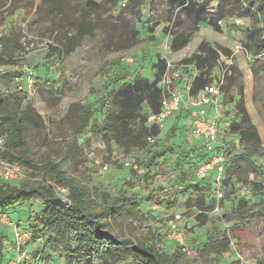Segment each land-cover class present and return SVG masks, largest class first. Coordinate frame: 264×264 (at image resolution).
I'll return each mask as SVG.
<instances>
[{"label": "rangeland", "instance_id": "obj_1", "mask_svg": "<svg viewBox=\"0 0 264 264\" xmlns=\"http://www.w3.org/2000/svg\"><path fill=\"white\" fill-rule=\"evenodd\" d=\"M14 2L19 3L18 0ZM86 2L71 0V16L74 19H97L101 27L83 35L79 45L68 54L62 52L60 43L61 32L69 27L68 21L61 22L66 27L60 33L55 31L59 26L58 15L46 7L52 2L33 0L29 9L19 8L13 15L4 10L12 0H7L0 8V51L13 53L12 59L17 65L8 68L2 77L0 75V97H24L23 103L31 101L45 122V127L40 130L33 125L27 127L23 134L24 150L14 151V154L43 169L57 165L76 182L93 190L97 204H101L96 195L100 190L112 195L119 192L137 196L136 211L125 214L120 222L105 218L108 224L102 231H107L112 242L124 238L149 240L155 234L148 231L159 227L161 240L154 238L152 243L165 251H172L176 246L181 264H219L218 258L222 259L221 264H264V55L262 68H258V64L255 75L253 61L244 46L247 40L245 30L251 23L249 17L240 14L229 0H209L205 17L213 16L218 28L206 20L193 23L190 15L181 9H170L160 0H119L117 3L94 0L93 3L100 4L98 12L86 6ZM220 19L222 22L218 23ZM135 30L137 38L132 37ZM67 33L71 35L73 32ZM180 33H189V40L182 48L172 50L171 40ZM3 41L7 47L3 46ZM164 42L169 48L164 49ZM200 44L213 49L218 56L212 83L221 81L220 87L222 83L224 85V99L220 97L218 140L225 143L228 157L220 187L223 196L217 197L213 186H209L210 195H205L207 199L211 198L213 207L207 211L193 205L194 199L206 188L197 190L192 184L202 180L200 185L207 187L211 182L208 177L203 179L197 175V158L186 156L191 154L190 149L196 143L202 144L200 138L192 135L187 114H179V118L168 117L159 133L153 135L154 141L148 142L147 149L156 148L157 144L173 148L172 152L159 157L152 169L139 166L147 159L145 152H125L115 142L103 140L89 129L81 133L74 129V122L81 113L77 106H93L97 109L94 118L99 122L104 113L97 104L104 94L106 82L115 74H126L125 79L139 75L153 80L155 69L152 64L157 57L170 64L168 75L178 74L173 87L183 92L186 82L195 73L193 65L183 60L196 52ZM225 76L233 77L227 81ZM239 86L250 121L261 139L258 152L252 158L256 169L242 155L237 135L229 127L238 97L234 102L230 100L239 92ZM143 112H148L146 104H143ZM207 116L213 117L212 112L208 111ZM145 125L149 126L147 122ZM3 150L0 147V158H3ZM21 166L24 180L5 178L0 173V184L42 182L53 185L56 194L60 187L69 191L66 185L54 184L50 178L52 174L44 175L43 171ZM210 173L214 174V170ZM13 207L8 213L9 218L0 222V231L12 239L14 229L11 222L17 220L21 221L19 228L30 230L31 236L28 235L21 245L27 259L20 260L16 242L12 245L11 239H7L2 263L68 264L69 256L64 246L66 231H56L61 234L49 230L33 232L32 225L26 224L33 221L26 222L28 214L42 210L45 204L32 200L31 203H16ZM199 213H204V221L196 217ZM172 223L176 224L177 230L183 231L182 241L169 236L168 227ZM208 235L212 237L207 238ZM48 236L53 241H47ZM223 238L229 240V246L222 245ZM204 243L206 246L202 249ZM114 253V247L110 246L106 260L98 258L93 263L129 264L132 261L131 257L117 260Z\"/></svg>", "mask_w": 264, "mask_h": 264}, {"label": "trees", "instance_id": "obj_2", "mask_svg": "<svg viewBox=\"0 0 264 264\" xmlns=\"http://www.w3.org/2000/svg\"><path fill=\"white\" fill-rule=\"evenodd\" d=\"M6 1L7 0H0V8L6 5ZM14 1L15 0H12V3L4 8L8 15H13L19 8L29 9L33 4V0H18L19 3H15ZM93 1L94 0H87L86 6H90L94 12H98L100 4L96 5ZM111 1H116L117 3L119 0ZM128 1L134 2L140 0ZM160 1L165 3L170 9H181L185 14L191 16L193 23L198 24L199 21L206 20L208 24L215 28L219 27L213 16L209 18L205 17L209 0ZM229 1L232 3L233 7L237 8L240 14L249 17L251 20L250 25L245 30L247 40L244 46L251 56L250 58L253 61L252 68L256 75L258 64L259 66L263 65L261 60H263L262 56L264 55V0ZM45 2L47 4L52 2L46 5V7L50 11L55 10V14L58 15L57 24H59V26H57L56 32L60 33L62 29L66 27L65 23L61 25L64 19L68 21L67 23L69 27H71L61 32L60 43L62 44V52L64 54L72 52L79 45L80 38L83 35L91 33L93 28L97 26L101 27L98 25L99 21L97 19H74L70 13L71 0H45ZM36 14L39 15V13ZM221 17L222 15L219 16V18ZM110 28L113 29V27ZM70 31L73 33L68 35L67 32ZM137 34V30L132 31V37L136 36L135 38H137ZM189 36V33L175 35L171 40L172 50L182 48L188 42ZM1 40L2 35H0V44ZM3 44L4 47H7L4 41ZM200 51H203L205 54L202 55ZM6 52L8 51H0V64H15L14 59H12L13 53ZM224 52L226 53L227 50L224 49ZM217 60V52L204 44H200L196 52L192 53L188 59L183 60V62L191 63L194 71H196L192 80V93H195L204 85L213 81V70L218 64ZM152 65L155 69L153 80H148L139 75L125 79L126 74H115L113 78L106 82V86L102 91L104 94L97 104H100L98 108H100L99 110H103L104 113V115L100 113L103 117L99 122L94 118L97 109L90 104L77 106L81 113L74 122L76 133H81L84 129H89L92 134L101 136L103 140L115 142L125 152L129 150L145 152V154H147V159L141 161L139 164L143 169H152L156 167L159 157L165 156L166 153L173 151L172 146L159 144H157L156 148L147 149L148 141L146 137L149 135H157L160 128L157 125L146 126V117L149 113L158 112L160 110V100L163 96V89L158 85V82L167 69L166 61L163 58L157 57ZM258 68H262V66ZM233 76H225V80L229 81ZM220 88L222 92L221 96H223V83ZM236 96L238 97L237 100ZM235 100L234 116L229 127L232 133L237 135L238 145L243 150L242 155L246 156L253 168L256 169L257 165L252 158L258 152L261 139L257 128L250 121L248 111L244 105V97L242 96V89L240 86L239 92L235 94L230 101L234 102ZM23 102L24 97H18L17 95H11L7 98L0 97V133L5 137L2 146L4 149L2 155L9 160L19 162L21 165L29 167L32 171H43L44 175L52 174L50 178L53 180L54 184H63L69 188L67 193L68 202H64L59 195L54 192L52 188L53 185L51 186L47 183L28 181L19 183L4 182L0 184V211L10 213V211H13V205L16 203H31L32 200L43 202L45 207L40 211L28 214L26 220L27 222L33 218L36 220V223L31 221L26 224L32 225L33 232L49 230L59 234L60 232L66 231L67 243L64 246L69 256L68 264H94L93 262L98 258H104L106 260L110 246L114 247V254L117 256V260L123 259L124 257H131L132 261H130L129 264H181L179 260V250L176 246L172 248V251H165L160 250L158 246L152 243L154 238L159 241L161 240L162 233L159 227L154 228V231H148L150 234H155V236H152L149 240L143 238L137 240L124 238L112 242L108 239L107 231H102L108 224L105 218L109 217L120 222L125 214L132 213L134 210L136 211L138 204L137 196H126L119 192L118 194L112 195L109 191L100 190L96 195L101 199V204H97L93 198V190L85 184L76 182L73 178L68 176L65 170L58 169L56 167L57 165H52L43 169L31 163V161L17 156L16 153L14 154V151L19 153L24 150L23 134L29 125H33L36 130L45 127L42 116L38 113L31 101L27 100L25 103ZM143 104H146L148 110L146 113L143 112ZM185 111L189 114L188 110L181 108L179 110L180 113L177 112V118H179V114H183ZM202 147V144L196 143L190 149L191 154H186L189 159L194 157L197 158L196 167L199 166L206 156V152ZM201 181L192 184L194 189L198 188L199 190H203L206 188L200 196L194 199L193 205L201 210L207 211L213 207L211 198L207 199L208 196L206 197L205 195L206 193L210 195L209 186L212 184L210 183V185L206 187V185H200ZM204 216V213H199L196 217L204 221ZM103 220H105V222H103ZM59 230L60 232H56ZM209 237H212V235H208L207 238ZM7 239H11L9 235H7L6 232L0 231V264H3L4 245ZM47 241H53V238L51 239V237L48 236ZM223 241L224 244L222 245L225 247L229 246L228 239L223 238ZM11 242L13 245V238ZM133 244L146 249L151 255H142L135 252L132 249ZM205 246L206 243L203 244L202 249H204ZM218 259L219 264H221L222 259ZM22 264L31 263H26V261H24ZM184 264L188 263L185 262Z\"/></svg>", "mask_w": 264, "mask_h": 264}, {"label": "built area", "instance_id": "obj_3", "mask_svg": "<svg viewBox=\"0 0 264 264\" xmlns=\"http://www.w3.org/2000/svg\"><path fill=\"white\" fill-rule=\"evenodd\" d=\"M236 21L239 22L240 20L237 19ZM221 22V19L218 20V23ZM163 47L164 49L169 48L166 42H164ZM169 65L170 64L168 63L166 72L158 82V85L163 89V96L160 100V110L158 112L149 113L146 117V122L149 126L157 125L161 128L163 127L164 121L178 112L181 108L189 111V126L191 128V133L194 137L202 140V148L206 152V156L198 166L197 175L203 178L208 177L216 196L220 198L223 196L220 187L222 186V181L225 177V166L228 161L225 143L218 140L219 108L221 105L220 97L222 94L220 88L221 81L218 82V84L212 82L206 84L195 93H192V80L196 74V71H194L195 73L190 77V80L186 82L183 92H180L173 87L174 79L178 74H173L172 77L167 74ZM16 66V64H0V75L5 74L8 68H15ZM29 76H31V73H29ZM31 95H33V93H31ZM192 107L196 108V110ZM208 111L212 112L213 117L207 116ZM146 139L151 143L154 141L155 136L149 135ZM4 140V135L0 133V147L3 146ZM106 167L107 166H104L105 169ZM213 170L214 174L210 173ZM0 173L5 178L16 180L25 178L21 164L4 157L0 158ZM57 192L64 202H68L67 188L60 187L57 189ZM5 217L9 218L8 213L6 211H0V222L4 223L6 220L4 219ZM175 217L179 218L180 215H176ZM31 220L36 223L35 219L32 218ZM20 223L21 221L11 222V226L14 229L12 232L13 245L16 242L15 247L17 245V250L20 252V260H23L27 259V254L21 249V245L29 238V236H31V233L29 229L24 231L23 229L25 227L19 228L20 225L18 226V224ZM168 228L169 231H171L169 236L172 239L182 241L183 231L177 230L175 223L169 225ZM18 262L19 261H17V263Z\"/></svg>", "mask_w": 264, "mask_h": 264}, {"label": "water", "instance_id": "obj_4", "mask_svg": "<svg viewBox=\"0 0 264 264\" xmlns=\"http://www.w3.org/2000/svg\"><path fill=\"white\" fill-rule=\"evenodd\" d=\"M132 249H133L135 252H137V253H139V254H142V255H151V253L148 252L146 249H143V248L137 246L136 244H133V245H132Z\"/></svg>", "mask_w": 264, "mask_h": 264}, {"label": "crops", "instance_id": "obj_5", "mask_svg": "<svg viewBox=\"0 0 264 264\" xmlns=\"http://www.w3.org/2000/svg\"><path fill=\"white\" fill-rule=\"evenodd\" d=\"M178 112H179V111H178ZM179 113H180V112H179ZM184 113L188 115V119L190 120V115L188 114V112L185 111V112H183V114H184ZM171 117H172V118L177 117V112H176L175 114H173Z\"/></svg>", "mask_w": 264, "mask_h": 264}]
</instances>
